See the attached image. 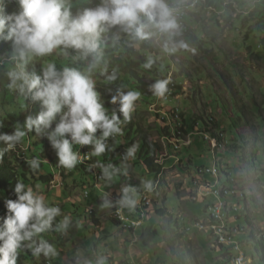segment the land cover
<instances>
[{
  "label": "clouds",
  "instance_id": "obj_1",
  "mask_svg": "<svg viewBox=\"0 0 264 264\" xmlns=\"http://www.w3.org/2000/svg\"><path fill=\"white\" fill-rule=\"evenodd\" d=\"M185 1L188 5L195 3L196 6L185 11L180 19L183 0H87V3L81 0V5L74 3V0H15L16 8L10 13L5 12V7L9 5L7 0H0V42L8 45L7 50L0 54V76L3 77L0 84L17 98L20 112L26 109L25 101L28 99L32 101L30 102L32 108L36 106L40 109L35 116H26L23 124H15L11 133L0 132V143L5 145L0 149V158L5 152L16 149L29 133L34 132L36 138H46L55 152L57 163L48 162L55 171L54 177L50 179V183L42 182L48 186L56 182L64 186L70 178L68 175L81 166L92 169L96 179L104 181L105 184H110L121 174L127 175L130 162L136 159L138 144L126 149L119 166L111 162H101L98 158L103 157L106 151L114 150V144L109 143V140L115 141L117 137L123 136L124 125L131 120L132 115L136 121L134 111L142 97L139 91L125 90L127 86H119L115 95L111 96L110 103L119 106L120 115L116 111L109 113L101 98V94L104 96L106 94L99 91L109 89L111 86L109 84L117 81L120 73L117 67L110 65L108 51L120 43L129 49L143 50L145 53L148 51L145 67L150 68L153 63L156 66L160 62L157 63V59L151 54V51L156 49L153 40L149 42L147 49L143 47L144 42L150 39L157 40L162 52L168 55L188 49L184 30L187 29V20L192 21L199 13L200 0ZM209 8L214 10L212 7ZM169 72L170 68L163 76L164 80H157L148 88L154 96L164 100L174 99L173 90L177 86L167 80ZM101 77L109 84L100 80ZM169 112L165 114L163 120L166 123L168 120L175 122L172 130L174 133L177 127L183 126L180 118L183 113L178 108ZM2 121L3 119H0V128L4 127ZM219 134L223 141L205 132V140L210 141L214 150L227 147L225 136L223 133ZM187 137L182 136L177 141H171L173 144L170 142L174 153L193 145L191 139L186 140ZM163 138V143L168 142L167 138ZM168 150L170 148L167 146L165 153L156 160L157 165L164 167L163 173L158 176L160 178L170 169L166 165L167 161L172 163L174 160V166L182 163L180 156L169 153L167 155ZM94 158L97 159L94 161ZM28 164L33 173L38 172L41 167V161L36 158L28 161ZM228 169L229 166L222 165L220 168L216 165L213 168L204 167L198 170L202 183L200 185L202 199H207L204 194L206 187L209 188L208 195L213 196L211 191L215 189L236 190L238 193H244V197L227 199L238 201L247 199L248 193L243 191L242 179L232 180L231 175L227 174ZM208 170L211 173H208ZM214 170H217V176L213 175ZM63 174L68 177L65 182ZM223 174L230 177V183L235 189H228L226 186L213 188L208 181L201 178L202 175H209L221 181ZM45 177H48V174ZM32 187L33 184L29 187L17 181L14 187L16 199L4 200L7 215L0 222V264H17L22 252L30 254L37 260L41 257L45 260L55 258L59 254L57 247L45 238V234L53 230L65 234L71 227V218L63 213L61 207L48 203L45 197ZM153 188V182L144 179L140 187H123L117 198L114 197L116 192L114 195L104 193L101 206L115 207L112 216L116 220L117 209L126 210L132 217L131 212L136 210L138 213L139 193L142 197L147 196L151 206L147 209L148 216L142 226L129 230L120 222V226L134 234L143 228L148 220L149 210L154 203L147 193ZM261 190V193H264V190ZM198 201L197 197H194V202ZM209 208L210 206L207 208L209 220L197 221L194 224V228L201 233H209L201 231L196 226L198 223L210 222ZM229 217L231 219V213ZM57 218L61 219L57 222ZM250 228H254V224ZM212 237L215 239L213 235ZM241 245L243 248L242 243ZM214 249L224 252V256L229 250L232 254L231 263L234 264L237 253L231 248L217 245L215 239ZM243 250L246 253L244 248ZM247 258L249 260L248 255ZM251 262L249 260V264ZM74 264H105V258L98 257L93 260L86 254L78 252L74 257ZM124 264L139 263L135 262V259H127ZM235 264H243L242 259H237Z\"/></svg>",
  "mask_w": 264,
  "mask_h": 264
},
{
  "label": "rangeland",
  "instance_id": "obj_2",
  "mask_svg": "<svg viewBox=\"0 0 264 264\" xmlns=\"http://www.w3.org/2000/svg\"><path fill=\"white\" fill-rule=\"evenodd\" d=\"M84 2L87 3V0ZM209 7L206 1L200 0L199 13L192 21L187 20L184 38L188 42V49L168 55L162 52L159 42L152 39L153 46L156 48L151 51L152 56L157 59V63L162 62L165 67L170 68L167 80L175 85L181 84L182 88L174 99L170 100L158 98L153 94L151 99L140 98L134 111L137 123L148 133L150 140L160 143L165 148L168 142L163 143L164 138L160 130L169 128L172 131L175 126V122L168 120L169 122L166 123L163 120L166 113L178 108L189 119L200 118L199 126L195 128V131L191 130L190 138L189 136L186 138V140L191 139L193 145L190 148H182L176 153L173 149L167 152V155L169 153L180 156L183 162L174 166L167 161L166 165L170 169L162 178L150 173L144 164L136 165L135 159L130 162L127 175L117 176L110 184L99 181L94 174L86 175L77 168L74 169L73 176L66 182L63 181L64 186L57 182L50 186L42 182L33 184L34 191L42 194L48 203L59 205L63 213L72 221L71 227L65 234L54 230L45 234V238L56 245L59 254L49 260L41 257L38 259L41 264L48 262L74 264V257L78 252L86 254L93 260L104 257L105 264H124L127 259H135V262L139 264L145 263L140 257L148 258L147 264H222L224 252L215 251L216 238L212 237L213 233L209 231L206 232L212 235L201 233L194 228L195 222L209 220L207 208L219 202L212 195H208L207 187L206 191L203 190L207 199L201 198L202 183L198 170L204 167L213 168L216 165L220 168L222 165L229 166L227 174L231 175L232 180L242 179L243 191L248 193V197L239 201L227 200L231 205L239 207V212L231 211L229 224L242 230V233L236 237V241L243 244L249 260L253 262L251 264H264L261 254L257 251L259 246L264 245V193H261V189L264 190V128L260 127L257 116L250 113L252 126H247L248 120L239 121L246 129L245 136L240 135L233 128L228 130L226 125L223 130H217V133H223L225 136L227 147L214 150L210 141L205 140V122H208L211 117L215 121L225 120L222 109L216 106L218 95L229 105L233 104L228 94L231 86L238 93L237 99H243L249 103L250 95H252L258 104H263L264 119V62L249 59L248 50L245 49L247 47L245 37L250 29L246 26L247 30H241L236 26L240 16L247 15L246 10L237 5V13L231 15L235 24H230L226 22L227 14L224 11L218 10L215 6H211L214 10ZM210 11L212 13H209ZM216 17L220 19L219 25ZM196 31H203L201 41L209 40L208 42L213 44L215 50L205 48V51H209L208 54L196 51L189 41L190 37H187V34L195 35ZM200 35L202 33L199 32L198 36ZM146 54L149 56L148 51ZM175 56L176 58H173ZM213 56L216 58L214 59ZM221 76L226 77L224 83ZM145 77V84L151 85L152 77L147 75ZM124 89L129 90L133 87L128 85ZM101 98L109 113L117 111L116 105L110 103L111 98L102 94ZM198 132H200L199 135ZM133 138H136L135 134ZM116 159L113 164L119 166L121 159ZM104 161V158L101 159V162ZM45 170L46 173L41 171V176L55 173L49 164ZM216 171L214 170L215 176H217ZM227 174L221 176V181L209 175H202L201 178L208 181L213 188L226 186L228 189H235ZM144 179H150L153 182L154 188L147 195L154 204L149 210L145 226L132 234L110 220L115 207L103 208L101 205L104 193L114 195L116 192L114 197L117 198L123 187H140ZM177 191L180 192L179 196ZM194 197H197L199 201L194 202ZM142 198L139 193L138 201L141 202ZM140 202L138 213L134 210L131 212L133 218L125 216L126 220L138 221L143 212H147L148 208L143 207ZM92 211L96 212L101 222L100 227L93 225L90 215ZM161 211H164V214L160 213ZM247 217L254 224V228H250L247 224ZM60 219L57 218V222ZM149 231L157 235L148 238L149 236L145 235ZM144 238L148 239V245L143 242ZM131 247L137 252L131 251ZM239 255L237 253V257Z\"/></svg>",
  "mask_w": 264,
  "mask_h": 264
},
{
  "label": "trees",
  "instance_id": "obj_3",
  "mask_svg": "<svg viewBox=\"0 0 264 264\" xmlns=\"http://www.w3.org/2000/svg\"><path fill=\"white\" fill-rule=\"evenodd\" d=\"M8 7H5V12L10 13L16 8L15 0H7ZM206 2L211 6H215L218 10L224 11L227 15L225 16L227 23H234L232 21L231 15L237 13L236 6L238 5L241 9L246 10L245 17L240 16L238 22H236L241 30L250 29L245 37V49L248 50L249 59L255 62H264V0H206ZM74 3L81 5V0H74ZM244 18V20H242ZM216 22L219 25L220 19L216 17ZM235 24V23H234ZM246 26L248 28L246 29ZM237 29V27L235 28ZM202 35L198 36V34ZM197 33V34H196ZM195 35H188L187 37L192 44L193 48L196 51L202 53H209L205 51V48H212V51L215 50L213 44L207 41H201L204 35L203 31H196ZM152 39L144 42L143 47L147 49L149 47V42ZM206 45L208 47H206ZM8 48V45L0 42V54H3ZM215 59L216 56H213ZM108 59L112 67H117L119 69V79L112 83H107L103 77L100 80L104 81L110 86L107 90H100L99 93H105L106 96H109V99L112 95H115L116 88L119 86H128L131 85L134 90L140 91L142 98H152V92L148 89L150 86L145 84L146 77L145 75L152 77L153 83L157 80H164L163 76L168 72V68L165 67L162 63H155L150 68H146L145 64L147 63L148 56L143 50H133L124 46L122 43L118 44L115 48H110L108 51ZM37 71H39V65L36 66ZM221 80L224 83L226 77L221 76ZM0 80H3V77L0 76ZM227 82V81H226ZM229 86V84H228ZM0 119H3L2 123L3 128H0V132L11 133L13 126L17 123L23 124L24 119L28 115L35 116L39 112V108L36 106L32 108L30 99L26 100V109L20 112L19 101L15 96L8 93L7 90L0 84ZM170 89V87H168ZM182 86L177 85L174 87V95H177L181 90ZM248 89V88H247ZM233 104L229 105L224 99L220 98L218 95V100L216 101V106L222 109V114L225 117V120L215 121L213 117L208 119V122H205L206 133H210L214 138H219L220 141H223V138L220 137V134L217 133V130H223L224 125L227 126L228 130L234 129L240 133V135L245 136V127L240 124V120H248L247 126H252L253 121H251L250 113L254 114L256 119L259 122L260 127L264 128L262 111L263 104H258L257 100L252 97L249 98V103H246L243 99H237L236 91L234 87L231 86L229 93ZM117 107V114H119V106ZM221 116V115H220ZM182 119L183 126L177 127L173 133L169 128L160 130V133L163 137L168 139V147L172 149L171 141H177L182 136L185 138L195 131V128L199 126L198 117L189 119L187 115H180ZM122 119V116H121ZM178 123H180L178 121ZM212 125V126H211ZM214 128V129H213ZM192 130V131H191ZM227 130V131H228ZM133 134L136 135V138H133ZM179 135V136H177ZM181 135V136H180ZM137 136L138 139H137ZM177 136V137H176ZM259 136V135H258ZM257 140L255 137H252ZM109 143L114 144L113 151H106L103 157L104 163H114L116 158L122 157L124 152L128 147L133 144L139 145V150L136 153V165L144 164L147 170L150 173H154L156 177L163 173L164 167L156 164V160L165 153V147L160 143L150 140L148 133L140 128V125L135 121V117L132 115L131 120L124 125V134L123 136L117 137L115 141L109 140ZM5 145L0 143V149L4 148ZM77 150V146H76ZM36 158L41 161V167L38 172L33 173L30 169L28 161ZM111 158V159H110ZM97 159V158H94ZM116 159V160H114ZM55 152L52 150L48 140L46 138H36L35 133H29L25 140L16 147L14 150L5 152L4 156L0 158V222L2 218L6 217L7 209L4 205L5 199H16L14 193L15 183L21 181L30 187L34 182H44L50 183L54 175L48 174V177L41 176V171H46V166L48 162H55ZM183 162V161H182ZM173 163V162H172ZM57 165V164H55ZM80 171L84 172L86 175L93 174V170L88 167H77ZM73 173H70L68 177H71ZM40 176V177H38ZM64 181L68 178L65 174L62 175ZM179 196L180 192L177 191ZM160 213L164 214V211ZM110 220L117 226H120V222L115 219L114 216H111ZM91 221L95 227L100 226L101 222L97 218L96 212H92ZM246 222L248 225L253 226L250 221V218L247 217ZM152 232H146V237L151 238V236H156ZM147 238H144L143 242L148 245ZM261 254L262 259L264 260V245L259 246L258 250ZM224 256L222 264L231 263L232 254L228 250ZM17 264H41L39 260L33 258L30 254L22 252L20 258L17 261ZM46 264V263H45Z\"/></svg>",
  "mask_w": 264,
  "mask_h": 264
},
{
  "label": "bare ground",
  "instance_id": "obj_4",
  "mask_svg": "<svg viewBox=\"0 0 264 264\" xmlns=\"http://www.w3.org/2000/svg\"><path fill=\"white\" fill-rule=\"evenodd\" d=\"M187 3H188L187 1L183 0V11H182V15H181L180 19L184 16L185 11L190 10L192 8H195V6H196L195 3H192L191 5H188ZM177 136H179V135H177ZM208 172L211 173L210 170H208ZM215 174L216 173L213 171V175L214 176H215ZM212 194H213V196L216 199H218L219 202H218L217 205L216 204L213 205V209H211V206L209 208V214H210L211 223L206 224V225L202 224V223H198L199 225L198 224L197 225H198V228L201 231L212 232L214 237L217 239V245H219V237L216 234V229H208L209 227H211L215 223V221H217V212L216 211H221L222 219H226V224L230 225L229 224V221H230L229 213H231V211L235 210V209H236V212H237L239 209H238V207L230 206L229 203L227 202V200H229V199H227V198H229V197H238V196L243 198L244 197V193H238L236 190H231V193H229V195H227V190H225V189H215V192L212 193ZM140 204L143 207H145V208H149L151 206V204H146V198L144 196H143ZM116 212H117V210H116ZM116 218H117V220L119 222H121V217L120 216H116ZM123 224L129 230L130 229H134V228H129V227H136V221H128V220H126L125 216H123ZM230 233H238V234H233V243L235 245V251L237 253H239L240 255L237 258H235L234 260H237V259L246 260L247 258L245 256V253L243 252L242 245L239 244L236 241V237L241 233V229L240 228L231 227V225H230ZM231 249L233 250V248H231Z\"/></svg>",
  "mask_w": 264,
  "mask_h": 264
},
{
  "label": "built area",
  "instance_id": "obj_5",
  "mask_svg": "<svg viewBox=\"0 0 264 264\" xmlns=\"http://www.w3.org/2000/svg\"><path fill=\"white\" fill-rule=\"evenodd\" d=\"M214 192L215 190L211 191V193H214ZM229 193H231V190H227V195H229ZM144 197L146 198V204H151L150 199L147 196H144ZM211 209H213V205L211 206ZM233 211L236 212V209ZM216 212H217V221H215V223L208 229H216V234L219 237V246L233 248V251L236 253L235 245L233 243V234H238V233H230V225L226 224V219H222L221 211H216ZM115 215L121 217L122 224H123V216H130L126 213V210L118 211V209ZM147 216H148V213L143 212L141 218L138 221H136V227H129V228H134V229L139 228L140 226H142ZM198 225H196L197 228H198ZM235 262L236 260H234L233 263L235 264ZM242 262L243 264H248L249 260L247 258L246 260H242Z\"/></svg>",
  "mask_w": 264,
  "mask_h": 264
},
{
  "label": "crops",
  "instance_id": "obj_6",
  "mask_svg": "<svg viewBox=\"0 0 264 264\" xmlns=\"http://www.w3.org/2000/svg\"><path fill=\"white\" fill-rule=\"evenodd\" d=\"M131 251H134V252H135L136 249L131 247ZM136 252H137V251H136ZM131 254H132V253H131ZM140 255L143 256L142 253H140ZM140 258H142V261H145L144 264H147V263L149 262L148 258H146V257H140Z\"/></svg>",
  "mask_w": 264,
  "mask_h": 264
}]
</instances>
